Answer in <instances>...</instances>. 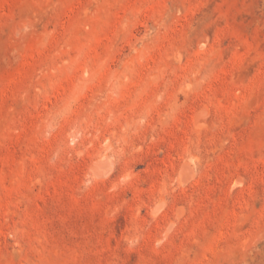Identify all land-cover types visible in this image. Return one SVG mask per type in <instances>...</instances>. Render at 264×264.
<instances>
[{"label":"rangeland","instance_id":"374dc122","mask_svg":"<svg viewBox=\"0 0 264 264\" xmlns=\"http://www.w3.org/2000/svg\"><path fill=\"white\" fill-rule=\"evenodd\" d=\"M0 264H264V0H0Z\"/></svg>","mask_w":264,"mask_h":264},{"label":"bare ground","instance_id":"6f19581e","mask_svg":"<svg viewBox=\"0 0 264 264\" xmlns=\"http://www.w3.org/2000/svg\"><path fill=\"white\" fill-rule=\"evenodd\" d=\"M106 169H107V168H106ZM106 169H105V170H106ZM104 174H106L105 171H103V170H99V169H96V175L101 176V175H104ZM107 174H108V173H107ZM102 177H103V176H102ZM102 177H101V178H102Z\"/></svg>","mask_w":264,"mask_h":264}]
</instances>
